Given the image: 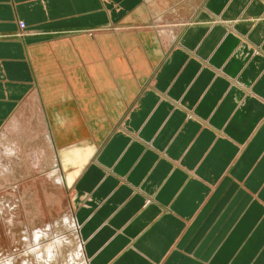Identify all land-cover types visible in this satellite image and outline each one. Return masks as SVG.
<instances>
[{
    "label": "crops",
    "instance_id": "obj_1",
    "mask_svg": "<svg viewBox=\"0 0 264 264\" xmlns=\"http://www.w3.org/2000/svg\"><path fill=\"white\" fill-rule=\"evenodd\" d=\"M149 24L0 0V128L43 95L89 264H264V0H203L170 43Z\"/></svg>",
    "mask_w": 264,
    "mask_h": 264
},
{
    "label": "bare ground",
    "instance_id": "obj_2",
    "mask_svg": "<svg viewBox=\"0 0 264 264\" xmlns=\"http://www.w3.org/2000/svg\"><path fill=\"white\" fill-rule=\"evenodd\" d=\"M143 1L145 0H142V2ZM148 1L150 2L152 0H148ZM159 3H161L160 0ZM172 18H173V14L171 10L170 11L166 10L163 16L159 18L158 19L159 21L157 20V22L165 23ZM178 31L179 29L176 28L164 27L158 32H159V36L165 42L169 43V41L176 36ZM104 35L107 36V30L104 33ZM32 96L37 97V99L41 98L38 92L33 91L29 95V101L33 99ZM16 112H14L10 117V119H8L6 123L3 125L4 127L7 123H9L6 131H12L14 128H16L17 120L11 121V119L13 118ZM42 127L43 126H41V129H43ZM45 136H46V140L49 141L51 148L49 153H48L49 150H46L48 154L46 153L44 154L43 152L44 150L38 149L39 151L36 153V155L27 154L26 151L25 152L22 151L23 153L19 155L18 153H15L14 150H12L13 148L9 146L4 147L3 150L0 151V249L6 246L7 249H9V250L2 249V251L5 250V252H3L4 254L2 255L0 252V255L2 256L0 257V264H89L79 234L80 226L78 227V222L76 223L73 211L70 210L66 215H63V218H61L62 224H60L61 221L57 222L60 224L61 227L64 228V230L68 231L67 235L65 234V236L64 234H61L62 232L60 230L61 227H58V224L53 225L47 222V220H41V219H40L41 221H39V217H40L39 214H40L41 201H42L41 199H39L41 197L38 188L40 183L41 185L43 184L45 185L47 182H49L50 184L48 185L50 186L53 185V187H55L59 191H62L60 189L63 188L64 185L70 186V188L72 189V194H74L73 191L74 179L71 181L68 178H71L72 176L68 178L65 176V174L68 175V173L70 172L72 165H69L68 159H66L65 161L63 158H61L64 152H61L60 151L61 149H58L56 147L58 143L56 142L57 141L55 138L56 135L55 136L53 135V131H52V135H48L47 133ZM42 139L44 140V138ZM40 142L43 147L41 139ZM45 143L47 144V141ZM24 161H27L25 163H27L30 166V169H32V171L31 170L29 171L30 177L32 179H30V181L28 182L25 181L27 177L24 176L27 173V171L25 172L24 168L22 169L21 167V164L24 163ZM43 168H49L50 170L48 172L46 171V173L44 174L37 172V171H41ZM81 168L83 167L81 166ZM31 187L34 188L33 193H36L33 194L34 199L35 200L37 198L39 199V200L37 199L38 208L35 211L36 213L35 215H29V212L26 210L25 206L23 205L24 196L22 194L25 192L27 188L29 189ZM52 193L53 192H51V194ZM46 194H44V196ZM52 195L56 196L57 194L53 193ZM52 195H46V197ZM73 199H74L73 203L77 204L75 200V196L73 197ZM57 206H58V202H57ZM23 219L26 220L28 225L27 227L21 228V226L24 223V221H22ZM20 230L23 231L20 233ZM30 233L31 236L29 237ZM3 245L5 246L1 247ZM10 245L12 246V250ZM20 248L23 249L22 250L23 252L25 249V255L19 253L21 251L17 252L19 253V255L18 256L14 255L16 256L15 258L17 262H15L16 261L15 259H14L15 261L10 259L12 258L10 257L11 256L10 254L6 255V253L19 250ZM26 257L27 259H25Z\"/></svg>",
    "mask_w": 264,
    "mask_h": 264
},
{
    "label": "rangeland",
    "instance_id": "obj_3",
    "mask_svg": "<svg viewBox=\"0 0 264 264\" xmlns=\"http://www.w3.org/2000/svg\"><path fill=\"white\" fill-rule=\"evenodd\" d=\"M143 2H144L145 7L148 9V12L150 14L149 26L152 29H154V31H156V32H158L159 30H161L164 27H171V28L179 29L180 26L185 25L188 22V20L192 17V15L196 11V9L199 8L203 4V0H170V1L169 0H167V1L166 0H160L161 3H159V0H152L150 2L148 0H145ZM163 2H165V3H163ZM166 10H169V11L171 10V12L173 14V18L170 19L168 22H165V23L157 22V20L163 16V14L165 13ZM20 24H22V27ZM18 28H19V33H20L24 29V24L22 22H18ZM99 30H104V31L107 30V32H109V31L116 32V31L123 30V28L122 27H119V28L113 27V28H105V29H99ZM96 31H98V30H96ZM158 34H159V32H158ZM109 36L110 35L107 33V37H109ZM176 36H177V34H176ZM176 36L173 37L169 41V43L172 40H174L176 38ZM98 39H100V38H98ZM161 40L163 42H165L162 38H161ZM32 97H33V99H31V101H29V96L27 98L21 100V102L17 105V107L14 110V112H16V111L17 112L15 113V115L13 116L11 121L17 120L16 128H18V129L14 128L12 131H6L9 123H7L3 128L1 127L2 129L0 128V151H2L4 147L9 146V147L13 148L12 150H14V152L18 153L19 155H21V153H23L25 151L27 154H32V155H36V153L39 150H44L43 151L44 154L45 153L48 154L50 152V150H51L50 143L48 140H46L45 135L47 133H48V135H52V129L53 128H52V125L50 123V120H47V117L45 114L46 113L45 109L42 108L41 98L37 99V97H34V96H32ZM41 97L43 98L42 94H41ZM18 107H19V109H18ZM21 107H23V108H21ZM25 115H27V116H25ZM36 119H38V120H36ZM18 121H19V123H18ZM38 122H39V125H38ZM36 125H38L39 127ZM41 126H43L42 127L43 129H41ZM34 127H36V128H34ZM38 129H40L41 132ZM11 137H13V138H11ZM18 138H19V140H18ZM42 138H44V140ZM36 139H38V140H36ZM40 139L42 141L43 147L41 145ZM18 141H20V142H18ZM37 141H39V142H37ZM46 141H47V144L45 143ZM17 143L18 144L20 143L19 146ZM48 144H49V146H48ZM44 145H45V147H44ZM58 145H56L57 148L59 147ZM40 146H41V148H40ZM44 148H46V149H44ZM46 150H49L48 153ZM25 162H27V161H24V163L21 164V167H22V169L24 168L25 172L27 171V173L24 176L27 177V179L25 181L28 182V181H30V179H32L30 177V174H29V171L30 170L32 171V169H30V166ZM21 167H19V168H21ZM49 170H50L49 168H43L41 171H37V172L44 174V173H46V171L48 172ZM70 172H71V170H70ZM70 172L68 173L69 176L67 174H65V176L67 178L72 176V173H70ZM68 179L71 180L72 177L68 178ZM48 184H50V183L47 182L45 185L44 184L41 185V183H40L41 186L40 185L38 186L39 194H41V197L39 199L42 200L41 201L40 214H39V216H40L39 221L47 220V222H49L53 225L58 224V227H61L60 224H62L61 218H63V215H66L70 210L73 211V214H74L76 204L73 203V200H74L73 197L75 196V193L72 194V189L70 188V186L64 185V187L60 189L62 191H59L55 187H53V185L50 186ZM33 192H34V188L31 187L29 189L27 188L25 190V192L22 194L24 196L23 205L25 206L26 210L29 212V215H35L36 214L35 211L38 208L37 207V205H38L37 201L39 199L38 198H37L38 200L34 199L33 194H36V193H33ZM51 192H53L57 195L53 196L52 195L53 193L51 194ZM44 194L52 195V196L46 197V195L44 196ZM75 200H76V197H75ZM57 202H58V206H57ZM22 221H24V223L21 226V228L27 227L28 224H27L26 220L23 219ZM57 222H60V224ZM60 230L62 231L61 234H64V236H65V234L67 235L68 231L64 230L63 227H61ZM22 231L23 230H20V233ZM30 236H31V233H30L29 237ZM4 246L5 245H3L1 247H4ZM10 247L12 250L11 245H10ZM2 249H7V246L0 249L1 255L4 254L3 252H5V250L2 251ZM7 250H9V249H7ZM22 250L23 249L20 248L19 250H15V251L6 253V255L10 254L11 255L10 257H12L10 259L15 261L16 260L15 257L18 256L19 253L25 255V249H24V252ZM19 251H21V252H19ZM17 252H19V253H17ZM1 255H0V257H2ZM6 255H4V256H6ZM14 255H16V256H14ZM25 259H27V257ZM15 262H17V260Z\"/></svg>",
    "mask_w": 264,
    "mask_h": 264
},
{
    "label": "built area",
    "instance_id": "obj_4",
    "mask_svg": "<svg viewBox=\"0 0 264 264\" xmlns=\"http://www.w3.org/2000/svg\"><path fill=\"white\" fill-rule=\"evenodd\" d=\"M22 26V24H20Z\"/></svg>",
    "mask_w": 264,
    "mask_h": 264
}]
</instances>
